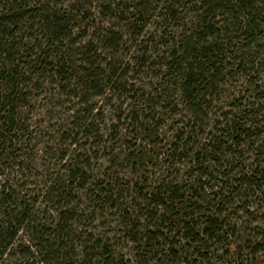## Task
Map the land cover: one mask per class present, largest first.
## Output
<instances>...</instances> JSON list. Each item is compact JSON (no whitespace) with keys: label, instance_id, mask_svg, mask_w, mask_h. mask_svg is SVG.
I'll use <instances>...</instances> for the list:
<instances>
[{"label":"trees","instance_id":"obj_1","mask_svg":"<svg viewBox=\"0 0 264 264\" xmlns=\"http://www.w3.org/2000/svg\"><path fill=\"white\" fill-rule=\"evenodd\" d=\"M54 1L0 0V162L3 157H16L17 145H23L18 135L25 136L30 127L25 121L21 123V111L28 106L27 89L36 90L41 76L51 78L48 84L57 95L77 100V107L70 109L68 116L77 132L74 134L66 125L59 127V143L66 145L56 153L61 168L49 175L41 194L36 188L15 189L9 183L0 186V264L7 258L8 264H210L208 256L213 252L208 245L219 241L224 229L222 216L227 212L222 208L221 190L212 193L215 209L217 206L214 213H198V205L190 203L186 194L181 195L186 187L159 185L142 191L134 219L122 212L124 218H130L126 225V242L132 245L128 259L116 255L115 245L108 241L75 229L76 196L87 195L92 188L87 178V156L75 155L82 146L78 137L87 136L93 128L89 117H94L97 106L90 103V97L101 98L119 90L130 64L122 68L112 61L102 68L98 61L95 40L100 49L115 51L122 43V36L112 27L101 34L83 31L77 38L72 36L81 29L77 17L81 22L90 20L84 5L108 13L117 21L129 22L127 25L138 29V34L154 16L164 23L178 22L179 36L162 43L165 47L171 45L165 61L160 63L168 77L161 95L174 107V116L185 112L186 121L180 130L189 129L185 142H190L196 133L206 135L207 114L220 81L229 72L227 68L236 67L248 74L254 69L264 49V0H66L69 10H54L50 7ZM180 6L189 9L188 16L180 17ZM143 52L144 57L147 52ZM229 116H219L222 121L212 120L207 142L190 151V166L197 167V178L210 176L201 162L203 158L225 149L237 151L260 136L257 126L239 122L231 113ZM138 117L134 118L136 125L149 130ZM263 155L258 153L252 169L236 181L245 189L262 193L259 221L264 224ZM81 159L83 163H78ZM130 160L133 166L137 160L142 163L141 157ZM188 192L195 197L192 188ZM22 233L27 239L18 241ZM255 248L254 254L260 247Z\"/></svg>","mask_w":264,"mask_h":264},{"label":"rangeland","instance_id":"obj_2","mask_svg":"<svg viewBox=\"0 0 264 264\" xmlns=\"http://www.w3.org/2000/svg\"><path fill=\"white\" fill-rule=\"evenodd\" d=\"M65 1L55 0L50 7L69 10L65 7ZM84 6L90 13V20L81 22L77 17L81 29L72 37H79L83 31L101 34L112 27L114 33L122 36V43L115 51L104 47L100 49L101 45L95 40L93 47L100 55L98 61L102 68L112 61L117 66L122 65V68L130 64V70L121 80L119 90L110 95L107 92L101 98L90 97V103L97 106L94 117H89L93 128L87 136L78 137L82 146L75 155L87 156V178L92 188L89 194L76 196L78 227L74 226L75 229L108 241L115 245L113 250L116 255L128 259L132 245L126 242V225L130 218H124L122 212H128L134 219L142 191L159 185L186 187L181 189V195L186 194L185 198L190 203L198 205V213H214L212 193L221 190L222 208L227 212L222 216L224 229L219 241L208 245L213 252L208 256L211 258L210 264H264V224L259 221L262 213L259 198L262 193L257 189H245L236 181L252 169L258 153L264 154V49L258 54L254 69L249 74L236 67L227 68L229 72L220 81L212 109L207 114L206 135L196 133L190 137V142H185L189 129L180 130L186 121L183 118L185 112L174 116V107L166 103V97L161 95L168 77L161 71L160 63L165 61L171 45L165 47L162 43L179 36V23H164L154 16L138 34V29L133 30L132 26L127 25L129 22L117 21L108 13L102 14ZM188 12L189 9L179 7L181 18L188 16ZM130 21L134 23V19ZM261 44L264 45V41ZM143 51L147 52L144 57ZM143 58L145 66H142ZM133 59H137V63ZM231 60L226 63H232ZM47 76L40 77L36 90L33 87V91L27 89L30 92L28 106L21 111V123L25 121L30 128L24 133L25 136H22L23 133L18 135L23 145H17V156L3 157L4 160L0 162V186L9 183L15 189L18 186H24L28 191L36 188V192L41 194L49 175L61 168L56 153L66 145L59 143V127L66 125L74 134L77 132L68 118L69 110L77 107V100L57 95V91L48 84L51 78L44 79ZM176 102L177 99L174 104ZM178 109L182 107L178 106ZM230 113L239 122L257 126L260 136L245 142L237 151L234 148L225 149L203 158L201 162L208 168L210 176L197 178V167L190 166V151L207 142L205 138L213 130L212 120L216 118L222 121L219 116L230 117ZM137 116H140L138 118L144 128L149 130L144 131L140 125H136L134 118L137 119ZM132 157H141L142 163L137 160L136 166H133L134 163L129 161ZM83 159L78 163H83ZM262 160L264 165V157ZM191 188L195 197L188 192ZM39 209H44V206L41 205ZM26 239L24 233L19 234L18 241ZM255 247L260 248L254 254ZM7 260L4 264H8ZM127 264L133 263L128 261Z\"/></svg>","mask_w":264,"mask_h":264}]
</instances>
